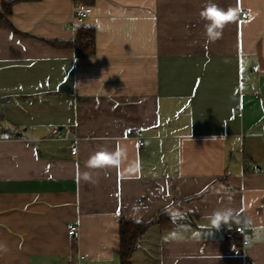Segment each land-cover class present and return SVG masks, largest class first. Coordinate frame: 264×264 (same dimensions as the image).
Here are the masks:
<instances>
[{
	"label": "crops",
	"instance_id": "crops-1",
	"mask_svg": "<svg viewBox=\"0 0 264 264\" xmlns=\"http://www.w3.org/2000/svg\"><path fill=\"white\" fill-rule=\"evenodd\" d=\"M81 27L92 55L65 44ZM161 214L177 224L151 227L132 264H264V0L16 2L0 22V264H120L121 221Z\"/></svg>",
	"mask_w": 264,
	"mask_h": 264
},
{
	"label": "trees",
	"instance_id": "trees-1",
	"mask_svg": "<svg viewBox=\"0 0 264 264\" xmlns=\"http://www.w3.org/2000/svg\"><path fill=\"white\" fill-rule=\"evenodd\" d=\"M39 2L41 0H12L3 1L2 9L0 10V22H8L9 17L12 15L13 5L16 2ZM79 1V0H78ZM82 1V0H80ZM87 5V3L85 4ZM89 6V5H87ZM94 30L89 27H81L77 36V40L74 43H65L66 45H72L76 52L82 56H89L94 53ZM64 44V45H65ZM55 45H59L56 44ZM176 221L168 217L167 215L161 214L159 217L149 221L130 222L122 220L120 224V246L118 249V256L120 264H132L131 259L133 253L138 247L140 239L148 232V230L159 225L163 229H170L176 225Z\"/></svg>",
	"mask_w": 264,
	"mask_h": 264
},
{
	"label": "built area",
	"instance_id": "built-area-1",
	"mask_svg": "<svg viewBox=\"0 0 264 264\" xmlns=\"http://www.w3.org/2000/svg\"><path fill=\"white\" fill-rule=\"evenodd\" d=\"M93 10L91 7L83 4V3H77L75 6V18L78 22H84L85 20H87L89 18V16L92 14ZM242 17H247L248 13L245 10H242L241 12ZM259 68L257 67L255 70H258ZM131 137L134 138L135 140H137V147L138 149H142L145 146V135L143 133V131L141 130H133L131 132ZM77 147L73 146L72 147V154L76 155L77 154ZM252 231H254L255 229H251ZM67 232L69 234V236L71 237V239L78 243L80 237H81V232H80V228L78 225L75 224H70L67 227ZM236 232L240 235H242V239H241V243L242 246H248L249 245V241L246 239L245 234H246V228L244 226H238L236 227ZM82 259H84V257H82Z\"/></svg>",
	"mask_w": 264,
	"mask_h": 264
},
{
	"label": "clouds",
	"instance_id": "clouds-1",
	"mask_svg": "<svg viewBox=\"0 0 264 264\" xmlns=\"http://www.w3.org/2000/svg\"><path fill=\"white\" fill-rule=\"evenodd\" d=\"M202 16H204V18H207L204 13H202ZM219 35H220V33L216 32L214 29L209 30L210 39H217V38H219ZM228 219H229V217H227V216H222L220 214H216L211 222H212L213 226L219 228L220 223L222 221L226 223L228 221Z\"/></svg>",
	"mask_w": 264,
	"mask_h": 264
},
{
	"label": "snow or ice",
	"instance_id": "snow-or-ice-1",
	"mask_svg": "<svg viewBox=\"0 0 264 264\" xmlns=\"http://www.w3.org/2000/svg\"><path fill=\"white\" fill-rule=\"evenodd\" d=\"M210 15L216 17L218 22L226 19L225 16L221 15L219 12L215 10H210Z\"/></svg>",
	"mask_w": 264,
	"mask_h": 264
}]
</instances>
